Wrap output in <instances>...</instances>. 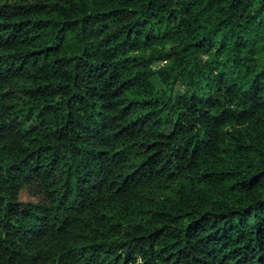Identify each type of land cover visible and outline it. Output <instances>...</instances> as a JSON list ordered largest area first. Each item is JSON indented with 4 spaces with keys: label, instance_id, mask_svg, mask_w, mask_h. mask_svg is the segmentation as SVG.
Masks as SVG:
<instances>
[{
    "label": "trees",
    "instance_id": "1",
    "mask_svg": "<svg viewBox=\"0 0 264 264\" xmlns=\"http://www.w3.org/2000/svg\"><path fill=\"white\" fill-rule=\"evenodd\" d=\"M0 264H264V0H0Z\"/></svg>",
    "mask_w": 264,
    "mask_h": 264
},
{
    "label": "rangeland",
    "instance_id": "2",
    "mask_svg": "<svg viewBox=\"0 0 264 264\" xmlns=\"http://www.w3.org/2000/svg\"><path fill=\"white\" fill-rule=\"evenodd\" d=\"M20 199L23 201H36L37 195L34 194L29 188H24L21 191Z\"/></svg>",
    "mask_w": 264,
    "mask_h": 264
},
{
    "label": "built area",
    "instance_id": "3",
    "mask_svg": "<svg viewBox=\"0 0 264 264\" xmlns=\"http://www.w3.org/2000/svg\"><path fill=\"white\" fill-rule=\"evenodd\" d=\"M162 63H163V62H162ZM162 63H161V64H162Z\"/></svg>",
    "mask_w": 264,
    "mask_h": 264
}]
</instances>
